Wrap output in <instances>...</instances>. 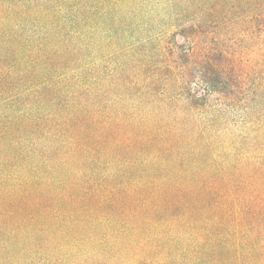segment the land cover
<instances>
[{"label":"trees","instance_id":"1","mask_svg":"<svg viewBox=\"0 0 264 264\" xmlns=\"http://www.w3.org/2000/svg\"><path fill=\"white\" fill-rule=\"evenodd\" d=\"M0 264H264V0H0Z\"/></svg>","mask_w":264,"mask_h":264}]
</instances>
